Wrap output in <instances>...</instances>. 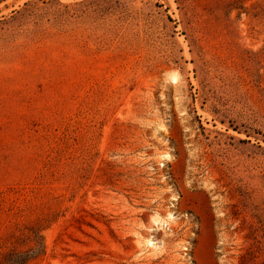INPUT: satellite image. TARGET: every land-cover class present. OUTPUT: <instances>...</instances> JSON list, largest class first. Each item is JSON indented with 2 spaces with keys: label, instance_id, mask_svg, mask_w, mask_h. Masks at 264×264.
<instances>
[{
  "label": "rangeland",
  "instance_id": "374dc122",
  "mask_svg": "<svg viewBox=\"0 0 264 264\" xmlns=\"http://www.w3.org/2000/svg\"><path fill=\"white\" fill-rule=\"evenodd\" d=\"M37 241L264 264V0H0V259Z\"/></svg>",
  "mask_w": 264,
  "mask_h": 264
},
{
  "label": "trees",
  "instance_id": "16d2710c",
  "mask_svg": "<svg viewBox=\"0 0 264 264\" xmlns=\"http://www.w3.org/2000/svg\"><path fill=\"white\" fill-rule=\"evenodd\" d=\"M43 251V245L37 241L35 246L24 251H8L0 259V264H27Z\"/></svg>",
  "mask_w": 264,
  "mask_h": 264
},
{
  "label": "bare ground",
  "instance_id": "6f19581e",
  "mask_svg": "<svg viewBox=\"0 0 264 264\" xmlns=\"http://www.w3.org/2000/svg\"><path fill=\"white\" fill-rule=\"evenodd\" d=\"M170 78L172 79V81H175V79H176V77H175L174 74H171ZM162 156L164 158H168L169 157V154L168 153H164ZM168 216H172V213L171 212H168ZM153 222L156 223L157 225H159L160 223H163L162 222V219L160 217H158V216H154L153 217ZM143 242H144L145 246L146 245L147 246L150 245L151 246L150 249H156L158 247L157 246V241L154 242L153 241V238H146V239H144Z\"/></svg>",
  "mask_w": 264,
  "mask_h": 264
}]
</instances>
